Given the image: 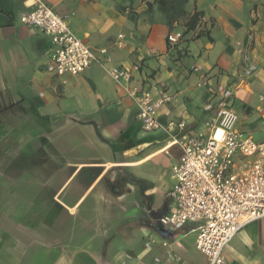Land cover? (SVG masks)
I'll return each instance as SVG.
<instances>
[{
    "label": "crops",
    "instance_id": "1",
    "mask_svg": "<svg viewBox=\"0 0 264 264\" xmlns=\"http://www.w3.org/2000/svg\"><path fill=\"white\" fill-rule=\"evenodd\" d=\"M35 1L0 0V264H207L197 222L156 227L182 152L141 128L126 88L170 95L158 118L184 134L207 132L229 89L237 132L263 142L248 124L264 120V0H41L100 61L75 76L55 74L49 36L19 22ZM116 68L130 81L116 84ZM223 255L264 264V217Z\"/></svg>",
    "mask_w": 264,
    "mask_h": 264
},
{
    "label": "built area",
    "instance_id": "2",
    "mask_svg": "<svg viewBox=\"0 0 264 264\" xmlns=\"http://www.w3.org/2000/svg\"><path fill=\"white\" fill-rule=\"evenodd\" d=\"M68 18L38 0L18 20L49 36L55 74L75 76L92 62L100 61L72 32ZM167 41L173 46L178 40L168 34ZM116 45L125 46L123 34L117 36ZM106 71L118 85L130 81L131 74L126 69ZM249 71L250 68L246 72ZM126 91L137 109L141 128L146 132L163 131L169 143L178 145L182 152L179 161L171 166L173 184L168 196L172 208L156 222L166 229L197 222L195 248L205 255L207 264H225V245L244 225L264 217V141L256 143L237 132L238 116L226 102L231 96L229 89L221 92L223 102L207 123V132L194 134L182 133L183 121L159 120L158 111L171 101L170 95L154 97L137 88ZM261 100L264 103V94ZM167 254L175 257L170 250Z\"/></svg>",
    "mask_w": 264,
    "mask_h": 264
},
{
    "label": "rangeland",
    "instance_id": "3",
    "mask_svg": "<svg viewBox=\"0 0 264 264\" xmlns=\"http://www.w3.org/2000/svg\"><path fill=\"white\" fill-rule=\"evenodd\" d=\"M232 109L234 110V112L236 113L238 117L240 118L243 117V114L237 104L232 106ZM248 126L253 129L252 135H253L254 140H258V141L264 140V120L259 121L257 119L256 114H253V116H251L250 123L248 124ZM177 147L178 149H180L179 146ZM191 256L193 257V260H196L197 262H201V261L204 262L203 256L198 251H196L194 248L191 249Z\"/></svg>",
    "mask_w": 264,
    "mask_h": 264
},
{
    "label": "trees",
    "instance_id": "4",
    "mask_svg": "<svg viewBox=\"0 0 264 264\" xmlns=\"http://www.w3.org/2000/svg\"><path fill=\"white\" fill-rule=\"evenodd\" d=\"M198 19V14H194L192 15L190 21H191V24H194L196 22V20Z\"/></svg>",
    "mask_w": 264,
    "mask_h": 264
},
{
    "label": "water",
    "instance_id": "5",
    "mask_svg": "<svg viewBox=\"0 0 264 264\" xmlns=\"http://www.w3.org/2000/svg\"><path fill=\"white\" fill-rule=\"evenodd\" d=\"M160 216H162V213H157V217H160ZM156 227L159 229V231L163 230V227L159 223H156Z\"/></svg>",
    "mask_w": 264,
    "mask_h": 264
}]
</instances>
